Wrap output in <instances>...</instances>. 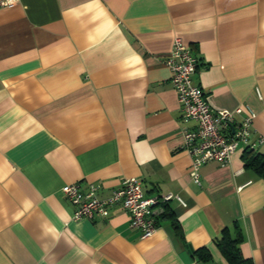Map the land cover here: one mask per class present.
<instances>
[{"label": "crops", "instance_id": "crops-1", "mask_svg": "<svg viewBox=\"0 0 264 264\" xmlns=\"http://www.w3.org/2000/svg\"><path fill=\"white\" fill-rule=\"evenodd\" d=\"M174 38L208 104L248 105L252 141L264 137V0H0V264H229L216 240L235 225L241 254L264 264V175L242 148L203 164L200 185L189 176L163 62ZM128 177L182 202L156 206L151 236L119 204L72 218L64 185L106 198Z\"/></svg>", "mask_w": 264, "mask_h": 264}, {"label": "built area", "instance_id": "built-area-1", "mask_svg": "<svg viewBox=\"0 0 264 264\" xmlns=\"http://www.w3.org/2000/svg\"><path fill=\"white\" fill-rule=\"evenodd\" d=\"M163 62L171 71L170 83L181 110L180 148L191 158L189 176L195 184L200 185L199 170L203 164L214 161L226 165L236 150L243 147L254 149L255 144H264L262 136L252 141L256 114L248 105L227 110L214 109L208 104L205 90L192 78L198 67V59L180 38H174ZM236 116L240 119L236 120ZM61 191L75 205L73 219L105 218L110 214V209L119 204L128 213L130 227L137 229L141 238L151 236L159 226L155 213L157 205L172 198L181 202L173 194L144 196L141 182L136 177L121 180L119 187L106 198L97 196L96 185L82 190L77 183L66 184Z\"/></svg>", "mask_w": 264, "mask_h": 264}, {"label": "trees", "instance_id": "trees-1", "mask_svg": "<svg viewBox=\"0 0 264 264\" xmlns=\"http://www.w3.org/2000/svg\"><path fill=\"white\" fill-rule=\"evenodd\" d=\"M237 151V150H236ZM241 158L244 162L245 167L254 169L256 172L264 175V155L257 153L253 148L243 147ZM162 219H169L171 227L176 233H179V223L174 217L172 210L167 207L163 212ZM242 241L241 233L239 227L235 225L234 233L232 234L225 228L220 237L216 240V246L225 257L229 264H253L249 258H245L239 248V243ZM201 249L194 250L193 254L204 257ZM208 255L205 254V257Z\"/></svg>", "mask_w": 264, "mask_h": 264}]
</instances>
